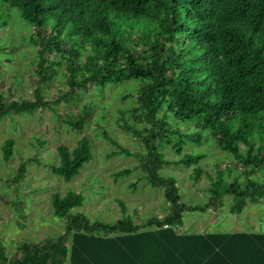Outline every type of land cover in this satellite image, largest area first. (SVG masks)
Here are the masks:
<instances>
[{"label": "trees", "instance_id": "16d2710c", "mask_svg": "<svg viewBox=\"0 0 264 264\" xmlns=\"http://www.w3.org/2000/svg\"><path fill=\"white\" fill-rule=\"evenodd\" d=\"M12 15L33 31L29 38L37 47L38 82L31 99L8 100L0 90V122L54 110L60 101L74 102L73 96L91 85L101 92L127 83L116 124L138 136L145 150L140 179L163 188L169 212L162 220L136 225L118 201L121 219L92 223L73 212L83 204L80 194L54 193L52 215L65 219L64 235L39 245L21 244L15 259L0 246V264H264L263 231L180 232L183 213L212 211L224 195L233 197L231 214L264 199V0H0V28ZM4 61L12 62L9 57ZM58 72L68 90L59 99L46 100L43 86ZM90 105H84L81 116L68 114L75 131L84 130ZM101 136L119 153L131 154L107 133ZM208 138L245 173L258 170L260 178L226 182L217 172L207 202L187 206L176 181L159 172L165 166L200 163L205 155L184 154L183 148ZM13 145V140L5 141V161L12 157ZM163 148L181 159L165 160ZM56 152L58 164L51 171L65 182L93 158L86 137L73 149L60 145ZM25 171L22 165L17 178ZM130 173L124 169L113 177ZM201 174L202 167L194 166L192 179L196 182Z\"/></svg>", "mask_w": 264, "mask_h": 264}, {"label": "rangeland", "instance_id": "374dc122", "mask_svg": "<svg viewBox=\"0 0 264 264\" xmlns=\"http://www.w3.org/2000/svg\"><path fill=\"white\" fill-rule=\"evenodd\" d=\"M16 12H12L15 14ZM30 26L12 15L6 25L0 28V90L5 99H31L37 86L35 59L37 47L30 43L33 34ZM9 44L12 49L7 48ZM9 57L11 63L4 58ZM63 70V68L59 69ZM66 79L58 72L52 82L43 86L46 100L59 99L68 88ZM126 84L108 85L98 92L92 85L87 91L80 90L73 96L74 102L60 101L54 110L43 109L26 116H7L0 122V246L10 259L19 257L18 247L29 243L39 245L46 240L57 241L64 235L65 219L52 215L51 196H64L75 192L82 196L83 204L73 210L92 222L114 223L122 218L118 201L126 207V215L136 225H143L151 218L162 220L169 212L163 188H152L140 179L144 174L141 161L145 152L134 130H121L116 124L117 108L123 105L121 97L126 94ZM91 103L84 130L70 127V112L76 116L86 113ZM126 103L124 102V105ZM67 114V115H66ZM129 123L131 119L128 118ZM140 128V126H138ZM107 133L121 148L131 154H121L109 141L101 136ZM86 137L91 141L92 160L84 166L70 182L55 176L51 167L58 164L57 147L65 145L70 149ZM7 139L14 141L13 154L9 160L2 157V147ZM117 152V155H113ZM161 152L167 161H178L180 156L163 148ZM184 154L205 155L198 163L202 174L195 182L193 168L165 166L161 176L176 181L181 203L187 206H202L208 200L211 179L222 172L226 182L246 178L258 179V170L244 172L233 157L215 147L210 138L199 143H188ZM24 165L26 171L17 178L18 169ZM128 169V176L115 179L113 174ZM230 170V172L227 171ZM264 170V168H262ZM262 179V178H261ZM134 184L135 188L131 185ZM232 195H224L221 206L206 212H185L182 215L181 233H239L264 232V199L247 203L240 214H231ZM69 237L66 245H69ZM66 264V263H65Z\"/></svg>", "mask_w": 264, "mask_h": 264}, {"label": "built area", "instance_id": "2783aa9c", "mask_svg": "<svg viewBox=\"0 0 264 264\" xmlns=\"http://www.w3.org/2000/svg\"><path fill=\"white\" fill-rule=\"evenodd\" d=\"M166 228V227H165Z\"/></svg>", "mask_w": 264, "mask_h": 264}]
</instances>
